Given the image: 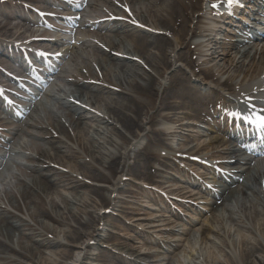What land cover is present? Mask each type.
<instances>
[{
  "label": "rangeland",
  "instance_id": "1",
  "mask_svg": "<svg viewBox=\"0 0 264 264\" xmlns=\"http://www.w3.org/2000/svg\"><path fill=\"white\" fill-rule=\"evenodd\" d=\"M23 2V0H0V43H4L6 46L14 45L19 48H24L25 38L32 37L31 35L34 34L36 30H39V27L35 29L32 26L34 24L28 23V20H24L26 18H20V16H18V12L20 11L18 4H22ZM203 3L204 2H202V4ZM83 4L86 8L85 12H83V19L77 21L76 33H67V28L59 25V21H56L57 19L51 20L48 18V20H46V18H42L46 20V23L49 25L48 27L53 26L63 29L52 32V34L61 41L59 44L54 45L53 49L60 50L63 55L57 60L54 58L50 59L51 66H54V75L44 87H39L37 89V97L30 103L28 110L19 118L14 119L10 117L6 120L8 121V125H11V122L14 121L10 129L17 127V131L12 135V139H8L9 142L7 145L1 147L3 151H6L7 155L1 156L0 159L3 158L8 162L7 165H9V169H5V165L3 166L6 180L0 182V198L5 202V195L7 193L11 191L17 193L18 189L16 186L19 184L17 181L18 176H22L24 173H35L30 170V168L38 163V161H31L35 159L33 156L37 155L35 153V146H40L49 153L51 160H49V163H46V165H49V168H55L53 172L59 171L60 173H65L66 175L71 177L74 176L78 179L81 178L79 175L80 159L70 158L68 150L80 152L83 158L87 159L88 157L89 160H92V157H94L96 163L100 166L104 159L110 162V159H108L109 154H113L118 158L121 155L116 167L121 171L125 163L124 171L115 175L113 169L103 168L104 174L112 180L111 182H97L81 178L88 180L95 186L104 187V189L99 188V193L108 199L110 205L105 204L103 207H98L97 211L95 210L94 217L96 222L93 224L92 228L88 230L81 229L83 233H89V235L83 237L82 240L78 242L77 247L72 248L71 246L69 248L74 253L75 258L66 260V264H92L96 262L95 259L97 254L103 251H106L110 260L102 261L101 264H121L116 260L115 256H113L116 251L135 258V260L155 261L157 257L153 254L145 258L118 245L122 243L130 247L141 248L146 251L149 250L152 244L143 245L134 241L135 233L131 230L130 226L124 223V219L132 220L133 222V219H142L143 214H160L166 218L169 229L181 230V232L176 234H166L163 231L156 232V234L164 240L179 241L180 245L177 247L176 252L179 254V258L183 261V264H232L230 259H238L237 256L243 247L249 249L252 247V243L258 241L263 245V236L258 228L253 231H247L243 228L241 221L230 220L228 218L229 210L226 208L227 205H222L220 211L215 213L213 210L214 206L211 205L212 200L201 193L198 188H193L186 183L187 178L184 177V174L173 164L176 162L178 165L185 168V171L191 175L190 177L199 180V182L207 179L211 182H215V178H213L214 175L210 174L205 167L202 168L200 165L188 159L202 158L204 161L218 166L221 170L226 168L223 163L228 161L229 158L227 153H229L231 147V144L228 142V136L223 131L210 127L201 117L206 109L210 111V114L212 113L211 111L214 109H212L211 105H205L202 102L188 101L189 108L188 106L181 108L177 107L174 112L177 113V119L179 121L176 122V118L173 121H165L166 124L163 129L167 133L171 131L177 132L179 136L176 138L172 135H167V142L170 143L171 148H165V150H161L163 148H157V145L152 146L150 144V131L152 126L148 123H145V127L140 131L139 137H136L135 134L118 123V130H113L110 124L108 133L104 135L103 138H98L99 135L96 134V128L99 127L98 125H100V123L96 115L100 112H104V104L109 101V96H115L110 92V88L99 90L98 92L100 94L97 95V98L100 99L97 101L95 100L96 96L84 90L83 101L87 103V109H82L83 112H80V114L83 115V117L79 119V113L74 114V112H72L71 114L80 126L75 128L72 124L70 127L73 140H69V146L67 144L63 145L49 136L46 138H37L35 135H44L45 130L40 129V127L33 129L28 127V122H34L40 119H44V122L50 124V126L58 127V125L61 124L62 119L60 116H64L70 112L69 109L63 105V101L66 100L69 92L75 90V86L67 81L66 78H78L80 73L87 72L86 66H92L90 72L97 71L99 75L98 78L89 79L91 84L111 87L112 91L116 92H119V89H121L119 86L109 85L106 81L108 80V76L104 75V70H101L97 65L98 59L102 58L97 52V46L107 49V47L105 48L106 45L104 40H101L104 37L100 36L98 39H95L92 33H87L81 26V23L84 21L93 19V16H91L92 14L95 15L100 12V9H112L115 12H123L125 11L123 6H130L131 12L129 15L126 12L124 15H120L123 21L135 22L136 19L141 21L144 18H148L147 28L149 29L142 31L140 29V31L137 32L145 37H152L153 34L151 35V33L159 32L158 27H156L154 23L155 21L152 22L151 20L158 17L160 12H158L157 9L149 8L148 1L146 0L142 2H135L134 0H83ZM91 11L92 13H90ZM203 11L204 10H197L190 12L191 22L188 27L187 40L191 41L193 44L194 35L197 34L200 22L204 19ZM33 18L36 19V17ZM43 29L45 28L40 29L41 32ZM44 32L46 31L44 30ZM222 36L226 41L228 34L224 33ZM171 38L176 43L173 52L185 49L184 46H181L175 41L176 39L174 37L171 36ZM122 42L130 46L128 43L129 41L124 40ZM43 45L48 48L52 46L49 42H43ZM226 47L227 43L223 42V39L220 40L217 50L222 52V56L227 54ZM261 47V45H256L258 50H261ZM194 48L196 47L194 46ZM191 50L190 53H192ZM112 52L115 51L113 50ZM195 55H193L192 60ZM229 55L224 58L225 62L221 60L218 65L216 64L218 60L212 62L208 58L196 55L195 61L201 64L197 66V69L190 68L183 61H176L162 76H157L155 78V84L160 82L159 84L162 87L161 90L168 87L171 82L170 75L181 67V72L184 75L187 77L191 76V85H193L192 81L197 80L193 83H196V87L200 90L199 96L204 93V98L202 99L205 101L210 95H212L214 99L216 96V89L219 91L226 90L227 87L219 85L218 83H226L228 77L232 78L231 83L233 82V89L235 90L231 92V96H239L238 92L243 95L247 93L248 90L257 91L260 89L256 85L258 82L256 83L255 81L257 74L253 72L255 64L257 65L262 59L259 57L260 54L256 55L253 59H248L244 65L241 64V70L236 68L235 63H229ZM104 58L108 59V56L104 54ZM4 61L5 59L0 55L1 69H3L4 66L8 67L11 65L7 60V64ZM117 62L118 60H108L106 64V67L110 68L112 78H121L125 83L139 81L134 76L125 74V76L120 77L117 75L115 68L118 67ZM190 64L193 65L194 62ZM198 69L202 71L201 73L199 72L200 74H196ZM47 71H49V69H47ZM210 74H213L214 77H210ZM245 74H248V76ZM140 82L142 81L140 80ZM30 84L31 82L26 84L28 88H30ZM169 87L167 89H170ZM32 89L34 88L32 87ZM226 91L230 93V90ZM101 97L107 99L104 100ZM191 106H194V108ZM163 113L169 114L170 112L165 111ZM211 116L216 122V119H218L217 116L214 113H212ZM66 122L70 125L68 120H66ZM144 122H146V120H144ZM101 124L103 126L105 125L104 123ZM24 129H28V131H24ZM0 132L3 133L1 129ZM116 133H120L121 135H117ZM140 139L141 141H139ZM137 142L138 144H136ZM92 144L98 147L96 148L97 151L85 152L84 148L86 149L90 146L92 149L95 148ZM24 145H28L32 150H28V153H25L21 148V146ZM187 149H193V151L191 153L182 152V150L185 151ZM152 152H156L159 155V159L157 162H153L151 168L148 164L144 163V159L136 165H133L135 154L149 155ZM183 157L187 159H183ZM249 165L251 167L257 165L259 168H264V162L257 163L254 161ZM1 169L2 166H0V170ZM139 170H141L145 176L149 174L152 175L154 180L144 179V175H139ZM35 174L38 175V173ZM240 184L241 183L238 181L234 183V185L241 188L242 186H239ZM144 186H149L147 192H152L150 186L154 188L167 186L177 189V192L174 194L175 199L169 198L172 206L169 205L167 208L163 203V205L159 207L155 206L157 208L155 210L146 208L145 206L150 204L147 202V200H149L147 192L143 191V189H145ZM132 190L136 191V193H131ZM69 194L70 191L68 189L59 187L57 191L51 194L49 199L61 203V196ZM250 204L251 202L248 201V205ZM196 205L200 208L198 209ZM3 206L6 205L3 203ZM233 206L237 209L235 204L231 205V207ZM124 208L126 209L122 210ZM44 221L46 225L52 224V222L47 219ZM144 222L147 223V221ZM260 223H264V220ZM59 227L67 228L66 226ZM242 238L249 240V243H242ZM224 240L228 241V243L224 244ZM152 246L158 249L155 245ZM46 254V257L53 261L54 256H52L49 251H46ZM172 254L173 253L169 254L170 258ZM235 254L238 255L235 256ZM78 256H81V258L88 256V259L83 260V262H77L76 258H78ZM176 260L173 261L174 264H176ZM168 261L172 263L171 259ZM240 264H242V262H240ZM246 264H264V250L257 247L246 261Z\"/></svg>",
  "mask_w": 264,
  "mask_h": 264
},
{
  "label": "bare ground",
  "instance_id": "2",
  "mask_svg": "<svg viewBox=\"0 0 264 264\" xmlns=\"http://www.w3.org/2000/svg\"><path fill=\"white\" fill-rule=\"evenodd\" d=\"M134 1L142 2L143 0ZM146 1H148L149 8L157 9V11L160 12V15L151 21H155L154 23L161 33H151V35L153 34L152 37H145L138 33V29L134 26V23L111 19V17L113 18L116 15H124L123 12H115L112 9H102L96 21L85 23L92 28H96V30H92L91 32L93 38L98 39L100 36L104 37L101 40H104L108 50L106 51L96 45L98 54L102 56V58L98 59L97 65L101 70H104L103 74L108 76V80L106 81L109 85L121 87L119 92L112 91L111 87L91 84L89 79L98 78L99 75L97 71L90 72L92 66H86L87 72L80 73V78H66L75 85V90L72 91L68 101L64 103L70 112L64 116H60L62 121L58 127L46 124L44 119L28 122V127L32 129L40 127V129L45 130L44 135L36 134L35 136L37 138H46L49 136L63 145H68L69 140H73L70 127L73 124L76 128L80 126V124L77 123L71 114L72 112H74V114L79 113L78 119L83 117V115L80 114V112H83V107L77 104L81 102L87 105L85 101H82L84 90L96 96V101L100 99L97 98V95L100 94L98 91L105 88H110L111 90H108L115 95L114 97L109 96V101L104 104V112L96 115L100 123V125H98L99 127L96 128V134L99 135L98 138H103V136L108 133L110 124L113 130H118V123L135 134L136 137H139L140 131L145 127V123H148L152 126L150 131V144L152 146L157 145V148H163L161 150L171 148L170 143L167 142V135H172L176 138L179 136L177 132L167 133L162 128L164 121H173L175 118L176 122L179 121L177 119V113L174 112L177 107L181 108L188 106L189 108V102L191 101L202 102L205 105L211 103V101H205L199 96V89L190 85L189 78L181 72V67L170 75V87L168 86L170 89L166 87L161 90L162 87L159 84L160 82L155 84V78L157 76H162L176 61H183L187 66L194 69H197V66L201 65L195 61V56L198 55L201 50H199V48H194V46L197 47V45L188 41L187 35L188 27L191 22L190 12L203 10L205 4H202V2H206V0ZM207 1L210 3L214 2L213 0ZM251 7L253 8L254 6L251 5ZM104 18L108 19L102 20ZM243 18L247 19L245 16ZM148 21V18L141 20L145 25H148ZM261 33L255 32L254 35L256 38H260L264 36V32ZM43 36H46V34ZM171 36L176 39L175 41L178 44L184 46L185 49L173 52L176 43ZM216 37H218V35H216ZM124 40L129 41L128 43L130 46L125 45L124 42H122ZM218 43H220L219 39L216 41L215 48L212 49L211 52L212 61L218 60V63H216L217 65L219 61H224V58L232 52L229 55V63H237V69H241V66L237 65L245 63L247 59H250L251 56H255L257 53V49L253 53V45L245 51L237 50L239 42H234L229 43L230 45H228V48H230V51L227 50V54L222 56L216 50ZM262 49L264 52V44ZM113 50L116 53L114 52V54H112L113 52L111 53V51ZM190 50L192 53H190ZM234 50H237V52H233ZM104 54L108 56V59L104 58ZM193 55L195 56L192 60ZM108 60H118V67H115L117 75L120 77L125 76V74L134 76L139 81L125 83L121 78H112L110 68L106 67ZM188 62H194V64L192 65ZM254 70L260 77L264 71L263 68L258 66L254 67ZM199 72L201 73L202 71L198 69L196 74H200ZM209 76L214 77L213 74ZM231 79L232 78L229 77L225 84L228 86V89H233V85L230 84ZM140 80L142 82H140ZM202 96H204V94H202ZM101 98L104 100L107 99L105 97ZM191 107L194 108V106ZM165 111L170 113L164 114L163 112ZM14 114L18 115V112H14ZM201 117L203 118L202 120L209 125H214L218 129H225L220 123H213L209 110L206 109ZM66 120L70 122V125L67 124ZM144 120H146V122H144ZM101 123L105 125L103 126ZM26 130L28 131V129H24V131ZM16 131L17 127L11 128L7 132L5 138L12 139V135ZM116 134L121 135L120 133ZM243 144L245 145L244 147H248L252 151L254 150L253 146H255V143L253 141L244 142ZM2 145L5 146L4 144ZM94 147L93 149L91 146L86 149L84 148V151L95 152L98 147ZM21 148L25 153H28V150H32L28 145L21 146ZM35 151L37 155L33 156L35 159L31 161H38V163H36L37 165L32 163L35 165L30 168V170L38 173V175L35 173H24L22 176H18L17 181L19 184L16 186L18 189L17 193L15 191L7 193L5 195V202L0 198V264H66V260L75 258L74 253L69 248L71 246L72 248L77 247L78 242H80L83 237L89 235V233H83L81 229L88 230L92 228L93 224L96 222L94 217L95 210L97 211L98 207H103L105 204L110 205L108 199L99 193V188L102 187L95 186L88 180L81 178L97 182H111L112 180L104 174L103 168L113 169L116 175L124 171L125 167V163L121 171L116 167L121 155L118 158L113 154H109L108 159H110V162L103 158L104 161L100 166L96 163L94 157H92V160H89L87 156V159L83 158L80 152L68 150L70 158L80 159L79 175L81 178L78 179L74 176L71 177L65 173H60L59 171L53 172L55 168H49V165H46V163H49L48 161L51 160L49 153L40 146H35ZM238 151L242 152L235 153ZM229 152L235 154L231 156V160L229 159L226 164L229 167L228 170L221 175L226 180L227 184L219 190L218 195L213 201V206L215 209L219 210L220 206L226 204V208L229 210L228 218L230 220L241 221L243 228L247 231H253L258 228L264 240V223H260L264 220V168H259L257 165L245 167L244 165H249L253 162L242 148L229 149ZM6 155V151H1L0 149V157ZM143 159L144 163L148 164L151 168L153 162L158 161L159 155L156 152H152L149 155L135 154L133 165H136ZM7 163L5 159H0V166H2L0 170V182L6 180L4 170L6 168L9 169ZM240 163H242L241 166L238 165ZM4 165L6 167L3 170ZM138 173L140 176L144 175V179H153L152 175L149 174L145 176L141 170H139ZM237 181L241 183L239 185L242 186L241 188L234 185ZM59 187H65L70 191L69 195L61 196V203L49 199L51 194L57 191ZM102 189H104V187ZM131 193H136V191L132 190ZM159 197L160 199L163 198L161 195H159ZM248 201L251 202L250 205H248ZM3 203L6 206H3ZM232 204H235L237 209L234 206L231 207ZM125 209L126 208L122 210ZM45 219L51 221L52 224L46 225ZM59 226H66L67 228ZM165 226L168 227V224ZM142 237L145 243L150 240L146 234H142ZM241 241L242 243H249V240L246 238H242ZM156 243L160 250L155 254L157 259L153 262L146 260H129L121 257L120 254H114L113 256H115L118 262H122L123 264H174L173 261L179 258L176 249L179 247L180 243H163L158 240ZM227 243L228 241L224 240V244ZM15 244H17L18 247H15ZM118 245L133 253H138L137 250H139L136 248H129V246L122 243ZM257 247L264 250V244L262 245L261 242L252 243V247L249 249L243 247L239 255L235 254V256L238 255V259L231 258L230 262L232 264H240V262L246 264V261ZM46 251H49V253L54 256L53 261L46 257ZM171 253L173 254L170 258L169 254ZM147 255H149V253L144 256L148 257ZM76 259L77 262H83V260L88 259V256L83 258L78 256ZM169 259H171L172 263H169ZM95 260L96 262L92 264H101L102 261H109L110 258L106 251H103L97 254ZM176 261V264H183L180 258Z\"/></svg>",
  "mask_w": 264,
  "mask_h": 264
},
{
  "label": "snow or ice",
  "instance_id": "3",
  "mask_svg": "<svg viewBox=\"0 0 264 264\" xmlns=\"http://www.w3.org/2000/svg\"><path fill=\"white\" fill-rule=\"evenodd\" d=\"M233 2H236V0H229V3H233Z\"/></svg>",
  "mask_w": 264,
  "mask_h": 264
}]
</instances>
